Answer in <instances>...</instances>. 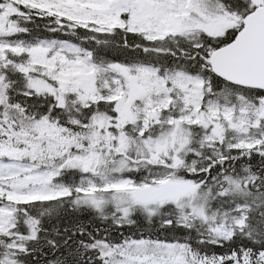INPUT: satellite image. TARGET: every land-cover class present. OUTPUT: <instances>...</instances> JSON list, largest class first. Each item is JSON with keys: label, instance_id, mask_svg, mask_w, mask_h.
I'll list each match as a JSON object with an SVG mask.
<instances>
[{"label": "snow or ice", "instance_id": "1", "mask_svg": "<svg viewBox=\"0 0 264 264\" xmlns=\"http://www.w3.org/2000/svg\"><path fill=\"white\" fill-rule=\"evenodd\" d=\"M0 264H264V0H0Z\"/></svg>", "mask_w": 264, "mask_h": 264}]
</instances>
